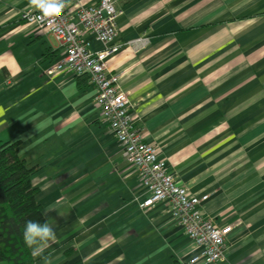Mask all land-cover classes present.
<instances>
[{
	"label": "crops",
	"instance_id": "obj_1",
	"mask_svg": "<svg viewBox=\"0 0 264 264\" xmlns=\"http://www.w3.org/2000/svg\"><path fill=\"white\" fill-rule=\"evenodd\" d=\"M100 0H68L67 10ZM118 73L134 126L204 217L231 225L215 264H264V0H115ZM38 0H0V142L35 166L46 224L36 264H189L199 251L165 202L141 209L136 169L86 76L44 70L62 47L20 18ZM91 50L104 44L87 34ZM145 39L138 45L137 39ZM205 264V263H195Z\"/></svg>",
	"mask_w": 264,
	"mask_h": 264
},
{
	"label": "built area",
	"instance_id": "obj_2",
	"mask_svg": "<svg viewBox=\"0 0 264 264\" xmlns=\"http://www.w3.org/2000/svg\"><path fill=\"white\" fill-rule=\"evenodd\" d=\"M36 9L20 14L26 23H35L44 34L52 35L62 47L61 56L44 70L46 75L65 73L71 77L85 75L94 86L93 102L102 121L117 138L124 159L132 165L146 189L139 203L145 210L155 203L165 202L185 235L199 251L189 264H215L225 258L226 239L231 225L220 226L213 217H204L198 208L207 195L197 197L166 171L165 161L157 148L144 141L134 126V116L126 94L119 88L118 73H109L107 58L117 49L116 20L121 14L115 0H100L89 6H79L72 15L68 0H38ZM104 44L101 50H91L86 35ZM146 40L137 39L138 45Z\"/></svg>",
	"mask_w": 264,
	"mask_h": 264
},
{
	"label": "trees",
	"instance_id": "obj_3",
	"mask_svg": "<svg viewBox=\"0 0 264 264\" xmlns=\"http://www.w3.org/2000/svg\"><path fill=\"white\" fill-rule=\"evenodd\" d=\"M19 144L0 142V264H36L27 239L46 224L32 185L35 166L20 156Z\"/></svg>",
	"mask_w": 264,
	"mask_h": 264
}]
</instances>
